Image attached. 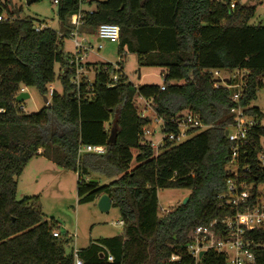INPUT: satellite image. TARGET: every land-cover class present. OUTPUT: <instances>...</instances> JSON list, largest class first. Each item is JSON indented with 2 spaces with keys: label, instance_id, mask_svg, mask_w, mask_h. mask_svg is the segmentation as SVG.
Wrapping results in <instances>:
<instances>
[{
  "label": "trees",
  "instance_id": "1",
  "mask_svg": "<svg viewBox=\"0 0 264 264\" xmlns=\"http://www.w3.org/2000/svg\"><path fill=\"white\" fill-rule=\"evenodd\" d=\"M0 1L16 17L0 23V264L74 262L67 253L71 238L43 216L38 198H17L18 179L37 157L77 175L79 204L107 195L120 211L124 234L79 250L84 264H170L173 254L184 253L197 227L235 215L219 198L229 177L231 144L225 133L233 121L231 111L241 107L264 119V113L252 107L264 87V24L249 25L255 7L235 0L232 14L229 0H58L60 38L51 29L36 33L37 21L23 18L17 0ZM78 14L82 30L119 26V54H134L140 68L163 69V86L136 87L122 75L109 88L110 77L100 74L91 87L76 89L64 40L74 28L71 18ZM57 65L62 92L55 91L38 113H25L17 102L21 90L34 88L48 99ZM215 71L243 75L247 87L239 102L233 99L234 89L214 87ZM137 99L151 102L166 121L190 111L210 128L190 131L181 144L167 142L155 156L142 139L152 121L140 115ZM112 132L115 142L109 144ZM261 136L264 127L252 133L247 148L254 172ZM80 145L103 146L106 154L79 155ZM102 180L109 183L103 185ZM160 190H187L189 200L161 216ZM55 231L60 238L53 236ZM247 236L258 245L256 264H264V229ZM203 264H225V259L209 252Z\"/></svg>",
  "mask_w": 264,
  "mask_h": 264
},
{
  "label": "built area",
  "instance_id": "2",
  "mask_svg": "<svg viewBox=\"0 0 264 264\" xmlns=\"http://www.w3.org/2000/svg\"><path fill=\"white\" fill-rule=\"evenodd\" d=\"M88 1L94 0H80L81 3ZM214 1L224 4L226 0ZM229 1L230 10L233 14L236 9V1ZM54 4L58 5V0H55ZM15 20L16 17L5 11L0 1V23L14 22ZM71 25L74 27L69 35L73 43V53L70 54L69 62L72 85L78 90L82 86L91 87L94 80H89L88 75L93 74L95 78L97 75L104 74L108 75L112 81L109 88L114 87L120 77L125 75L121 65L103 64L94 67L87 64L85 61L87 53H98L103 49V46L100 44L95 47L92 46L89 40L80 34V27L82 26L80 14L71 18ZM48 29L49 27L44 23L35 22L34 31L36 33ZM59 36L62 38V33ZM97 36L100 42L107 41L112 44H119L121 30L119 26L114 24H102L97 29ZM229 74L233 75L232 73ZM236 75L239 80L230 86L235 81L234 77L221 78V72L215 71L213 73V84L216 89H219L221 85L234 89L233 99L235 102H239L247 85L243 81V75L239 72H236ZM225 81L229 83H225ZM163 90H165V87H162ZM55 91L51 88L50 96ZM23 92H26V89H22L20 94ZM231 113L233 121L227 129L228 135L226 136L231 144V161L227 166L229 177L226 183V191L219 198L224 201V207L230 206L236 213L233 216H226L222 220H215L207 226L197 227L185 245L184 253L182 255L173 254L169 259L170 264H189L186 261L187 259L192 260L191 264H203V258L209 252L223 256L225 264H256V248L258 245L247 236V233L264 229V177L261 176L264 173V137L261 136L259 139L260 149L256 159V172L249 163L247 148L251 145L250 137L252 133L259 127H264V119L255 118L246 113L241 107L234 108ZM142 117L144 116L142 115ZM155 122L163 135L160 141L153 143L149 140L156 132L148 129V127H144L142 132L144 143L149 144L155 156H158L165 149L167 142L181 144L189 139L190 131H203L210 128V126L202 124L199 117L190 111H186L170 121L156 116ZM168 127L174 128L175 131L167 132ZM85 153L103 156L106 154V148L103 146L80 145L78 154L83 155ZM38 154H41V151ZM119 225L124 226L125 224L122 221ZM53 236L60 238V233L55 231ZM78 252V250H74L72 253L73 264H84ZM108 261L113 262V258L108 257Z\"/></svg>",
  "mask_w": 264,
  "mask_h": 264
},
{
  "label": "rangeland",
  "instance_id": "3",
  "mask_svg": "<svg viewBox=\"0 0 264 264\" xmlns=\"http://www.w3.org/2000/svg\"><path fill=\"white\" fill-rule=\"evenodd\" d=\"M54 1L17 0L23 8V18L35 20L36 23H44L49 29L61 34V25L57 15L58 5H55ZM30 2L33 3L29 4ZM240 3L243 6L256 8L255 16L249 23L250 26L256 27L264 24V0H240ZM80 34L82 35V29H80ZM93 36L89 39L90 44L94 47L101 44L103 49L98 53L88 52L85 60L87 64H111L113 66L120 64L129 83L134 86H163V69L140 68L134 54L126 52L120 55L119 44H112L107 41L98 43L97 30L94 31ZM72 45L70 38H66L64 42L65 53L73 50ZM226 76L234 77L235 82L239 80L235 73L230 75L221 72V78ZM59 78L60 67L57 65L56 79L51 87L60 93L62 92V86ZM88 79L93 81L94 75L89 74ZM26 93L30 95V98L22 103L25 113L35 114L47 107L44 98L36 89H27ZM48 99L50 103V90ZM136 106L141 116L148 117L152 121L148 129L155 131L156 134L149 140L157 143L163 135L155 122L157 115L152 103L137 99ZM252 107L258 108L264 113V87L252 102ZM77 183L75 173L61 169L45 160V158H34L30 161L22 176L18 179V200L24 199L25 196L31 199L38 198L43 216L46 219L54 220L60 231L63 234L67 233L71 238L72 243L67 249L68 254H72L74 250H86L101 239L124 234V226L119 225L122 219L117 208L112 207L109 212L104 213L99 210V200L95 203L79 204ZM101 183L104 185L108 184L109 181L102 180ZM189 195L190 192L187 190H160L158 193L160 215L163 216L172 211L176 206L183 203Z\"/></svg>",
  "mask_w": 264,
  "mask_h": 264
},
{
  "label": "water",
  "instance_id": "4",
  "mask_svg": "<svg viewBox=\"0 0 264 264\" xmlns=\"http://www.w3.org/2000/svg\"><path fill=\"white\" fill-rule=\"evenodd\" d=\"M35 2V1H33ZM30 2L29 4L33 3ZM141 78V77H140ZM225 83H229L228 81H225ZM30 98V95L26 92L21 93L18 97H17V102L18 103H23L24 101L28 100ZM45 104L48 106L49 105V101L47 98L44 99ZM226 136L228 135V131H226ZM115 142L114 140V132H112L110 140H109V144H113ZM188 198L184 201V205L187 204L188 202ZM98 207L99 210L101 212L107 213L110 211V209L112 208V202L109 196L104 195L99 199V203H98ZM203 255V253L201 254V256Z\"/></svg>",
  "mask_w": 264,
  "mask_h": 264
},
{
  "label": "crops",
  "instance_id": "5",
  "mask_svg": "<svg viewBox=\"0 0 264 264\" xmlns=\"http://www.w3.org/2000/svg\"><path fill=\"white\" fill-rule=\"evenodd\" d=\"M84 8V10L85 9H87V6H85V7H83ZM82 27V26H81ZM81 27H80V29H81ZM93 34H94V32H89V30H85V29H83L82 30V36H84L85 38H87L88 40L90 39V38H92V37H94L93 36ZM64 42H65V40H64ZM98 43H101L100 41H99V39H98ZM101 45V44H100ZM73 46V45H72ZM73 48V47H72ZM73 53V50H70V51H68L67 52V54H72ZM91 65V64H90ZM92 66H94V65H92ZM52 87L50 86L49 87V90L51 89ZM26 91H27V89H26ZM57 91V90H56ZM58 92V91H57ZM61 93V92H60ZM37 158H44V157H37ZM45 160H47V161H49L48 159H46L45 158ZM50 163H52L51 161H49ZM53 165H55L54 163H52ZM78 181V180H77ZM24 198H27L26 196L24 197Z\"/></svg>",
  "mask_w": 264,
  "mask_h": 264
}]
</instances>
